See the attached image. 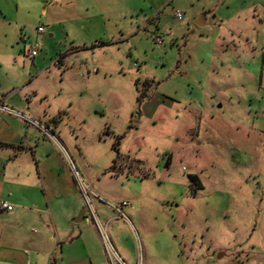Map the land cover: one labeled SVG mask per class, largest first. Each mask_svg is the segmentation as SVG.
Wrapping results in <instances>:
<instances>
[{
    "label": "rangeland",
    "instance_id": "obj_1",
    "mask_svg": "<svg viewBox=\"0 0 264 264\" xmlns=\"http://www.w3.org/2000/svg\"><path fill=\"white\" fill-rule=\"evenodd\" d=\"M0 102L52 168L0 161V264H264V0H0Z\"/></svg>",
    "mask_w": 264,
    "mask_h": 264
},
{
    "label": "crops",
    "instance_id": "obj_2",
    "mask_svg": "<svg viewBox=\"0 0 264 264\" xmlns=\"http://www.w3.org/2000/svg\"><path fill=\"white\" fill-rule=\"evenodd\" d=\"M15 8L17 11L20 10V6H18V4L16 3L15 4ZM7 130V131H5ZM3 132L0 130V143L2 142H6L7 139L9 142H17L19 140L20 137V134H21V130H22V127H17L15 130L8 127L7 129H5ZM12 133V135H10ZM25 136V135H24ZM26 139V137H24ZM22 144V143H20ZM50 153H47V152H43L42 149H40L38 146H33V147H25V145L23 147H16L15 149V152H14V149H13V152L12 150H10L9 148H6V149H3L2 152H0V161L1 162H14V163H18L20 164L21 162H23V160H25L26 158L30 159V162H35L36 164H39V162L41 163H44V166L46 167V171H51L52 168H49L50 167ZM60 156V155H59ZM61 157V156H60ZM64 166L66 167V163L64 161L63 158H61ZM49 164V165H48ZM37 168H39V165H37ZM38 179L42 180L41 178V174H39V171H38ZM44 197H45V200H46V206H47V209L43 208V210H39L36 205L35 208L37 207L36 210H33V212L35 214H37L38 216V220L39 222L35 221L34 223H38V225L40 226L44 221H43V218H42V215H45L47 214V211L48 213L50 214V217H51V221L52 223H55V217H54V207L57 208V203L55 201H52L50 198H48V196L44 193ZM10 204V203H9ZM44 204V203H42ZM12 205V204H10ZM13 206V205H12ZM81 206V205H80ZM79 206V208H80ZM17 211V210H16ZM14 209L11 211V212H6V213H9L10 215H15V212H16ZM22 211L25 212V209ZM8 214V215H9ZM21 214V213H20ZM26 214L23 213L22 216H24ZM25 217V216H24ZM85 218V217H84ZM18 220V219H17ZM20 220V219H19ZM104 222H105V225L106 226H111L112 229H116L117 228V225L114 224V222H116V220H114V217H110V218H105L104 217ZM24 222V221H23ZM27 223H21V226H26ZM27 225H30V224H27ZM33 226V225H32ZM55 228V227H54ZM23 232V231H21ZM74 232V231H73ZM22 235H25L24 232L21 233V236H19V238H21V240L23 242H26L27 238H24V236ZM81 236V239H82V235H79L77 236L76 233H69L67 234V237L73 239V240H76V238H79ZM31 241V239H29V242ZM88 241V240H86ZM44 242V238L42 236H38V237H35L33 239V241L31 242L30 246L33 247V249H37L41 244H43ZM85 248H84V254L86 255L85 257H83L82 259H70L69 261H67V264H102V259L101 257H99L96 252H95V244L93 242V246L91 244H87V245H84ZM6 264V263H4Z\"/></svg>",
    "mask_w": 264,
    "mask_h": 264
},
{
    "label": "built area",
    "instance_id": "obj_3",
    "mask_svg": "<svg viewBox=\"0 0 264 264\" xmlns=\"http://www.w3.org/2000/svg\"><path fill=\"white\" fill-rule=\"evenodd\" d=\"M175 16L177 18L181 17V14L179 11L175 12ZM43 28L42 27H38L37 28V34H42L43 33ZM39 46V44H35V48L37 49ZM36 57V52L33 51L31 52V58L34 59ZM0 113L2 114H6V115H10L16 118H19L31 125H33L34 127L38 128L41 132H43L44 134L48 135V132L45 128H43L42 126L38 125L37 123L27 119L25 116H23L22 114L13 111L12 109H9L7 107H5L1 102H0ZM82 194L84 197V204H85V211L87 214H89L96 222H97V216L94 212L93 209V205L91 202V199L95 200V201H101L96 195L92 194L90 191L87 190V188H85L84 186L82 187ZM108 207H110V209L115 213V217L114 220L116 221H123V222H128L127 216L124 212V210L126 208L129 207V204L126 202H122L120 204H116V205H108L106 204ZM13 206L10 205L7 202H1L0 203V212H11L13 210ZM100 236L103 240H105V235L99 231ZM107 246V243H106ZM107 256L109 258V263L110 264H125L120 258L119 256L116 254V252L114 250H111L109 245L107 247Z\"/></svg>",
    "mask_w": 264,
    "mask_h": 264
},
{
    "label": "water",
    "instance_id": "obj_4",
    "mask_svg": "<svg viewBox=\"0 0 264 264\" xmlns=\"http://www.w3.org/2000/svg\"><path fill=\"white\" fill-rule=\"evenodd\" d=\"M207 13H202L200 14L196 20L194 21V25L198 28H202L205 26L206 23V17H207ZM86 211L84 209H82L76 218L73 219L72 223L73 224H80L83 220H84V216H85ZM222 257V254H218L217 255V259H220Z\"/></svg>",
    "mask_w": 264,
    "mask_h": 264
},
{
    "label": "trees",
    "instance_id": "obj_5",
    "mask_svg": "<svg viewBox=\"0 0 264 264\" xmlns=\"http://www.w3.org/2000/svg\"><path fill=\"white\" fill-rule=\"evenodd\" d=\"M190 179L192 180V183L194 184L195 187L202 188V186L199 183H196V179H194V177H190Z\"/></svg>",
    "mask_w": 264,
    "mask_h": 264
}]
</instances>
